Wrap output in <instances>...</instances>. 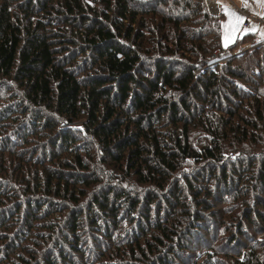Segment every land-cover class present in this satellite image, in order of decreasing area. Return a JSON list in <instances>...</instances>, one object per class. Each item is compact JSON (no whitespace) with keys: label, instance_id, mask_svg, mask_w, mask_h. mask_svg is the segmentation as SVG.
<instances>
[{"label":"trees","instance_id":"trees-1","mask_svg":"<svg viewBox=\"0 0 264 264\" xmlns=\"http://www.w3.org/2000/svg\"><path fill=\"white\" fill-rule=\"evenodd\" d=\"M220 17L201 0H0V155L33 150L22 197L0 203V238L16 229L0 264H69L84 218L97 250L75 264H264L241 242L264 227V39L224 49ZM224 203L238 221L216 244ZM57 212L56 252L26 260Z\"/></svg>","mask_w":264,"mask_h":264},{"label":"rangeland","instance_id":"rangeland-1","mask_svg":"<svg viewBox=\"0 0 264 264\" xmlns=\"http://www.w3.org/2000/svg\"><path fill=\"white\" fill-rule=\"evenodd\" d=\"M217 5H219V7H220V13H218L217 15L222 14V17L219 18L222 20V26L220 27L221 28L220 47H222L224 49L230 47V45L233 43V41H235L238 38H241L242 36H244L247 33H256V37L258 38V40L264 39V23H260V25H262V26L258 25L256 22H254V17L252 16V14H253L254 16H256V18H260V19L264 17V8H261L260 4L258 6V12L256 14H254L251 11L252 14H250L248 16L249 17L248 22H249L250 26H248L247 28L243 27L244 22L246 20L244 18L243 23L240 24L239 29L236 31H233L232 27L230 26V24H235V21L230 17L229 13L226 12L225 9H231V10H234L237 14H240V10L243 7L242 0H218ZM212 16H214V15H212ZM253 25L255 26L254 30L252 29ZM245 29H249V30L247 32H245ZM257 38H255V39L257 40ZM241 46L243 48L249 47L248 45L246 46L245 44L244 45L242 44ZM220 58L221 57L219 56L217 58V60ZM208 60H209V57H208ZM3 96H4L3 92H0V99L2 100V103L6 104L5 101L7 98L4 99ZM2 103L0 102V106L3 105ZM222 105L226 106L229 104L222 103ZM14 107L15 106H12L11 108H14ZM6 129H7V125L0 126V137L3 136V133L6 132ZM45 135H46V132H44L43 135H41V136H45ZM45 144H47L46 141H45ZM1 145H2V142L0 139V146ZM15 145H16L15 146L16 148L13 149L15 152L18 151L19 148H22V149L25 148L24 151L23 150L20 151L21 152V153L19 152L20 154H18V153H16V154L7 153V154H1L0 155V177H1L0 179H2V181H3L2 182L3 188H6V192L3 194L2 197H0V203H2V206L10 205L7 202V201H9L8 199H10V198L12 199L13 197H15L17 195L19 197H22V195L20 196V194L25 192L26 185L23 186L22 183H23V181H27V180L25 179L24 175L18 176V174H20V171H22L21 160L24 159L27 152H31L33 150L31 148H28L27 146L19 147L20 146L19 144H15ZM45 153H46V151L43 153V155H45ZM231 153L229 152L227 154L230 155ZM234 154H236V153H234ZM201 168H202V166L198 167L197 171H195L194 167L184 168V170H185L184 172H187L188 175H191V173H192V174L201 176L202 175ZM204 171L207 174L208 169H206ZM40 173L41 172H39V174L36 175L37 178L39 177ZM89 200H90L89 197H87L85 199V201L79 200V203L76 205V207L80 206V209L86 208L87 205H89V203H88V202H90ZM85 202H87V203H85ZM209 204H210V207L212 208L216 204V201H211ZM229 205H231V207H233L235 209L237 208V205L235 206L234 203L230 202ZM68 208H69V206H68ZM213 208H215L214 210H216L219 208V206L216 205ZM220 208L221 209L223 208V209H222V211L219 212L218 219H216V221H214V223L216 222L215 224H216L217 230L211 229L212 234H216V241H215L216 244L222 243L220 239H223L227 236L226 233L223 231V227H227V226L233 227L234 223L236 224V222L238 221V218L236 220L233 218L234 221H232L233 219L228 218L227 215H224V212L227 209L226 203L222 204V206L220 205ZM74 210H77V209L75 208ZM71 211L73 212V210H71ZM69 212L70 211L68 210L67 214ZM65 214L61 217L59 212L54 213L50 218L46 219L47 221L43 220V217L40 216V218L37 221L38 223L34 226L36 234L35 233L32 234L31 231L29 233H27V234H30L31 236L36 237V239L38 240L37 247H39V248H34L32 245V241H30V239L26 242L25 241L27 239L26 236H24V239L22 240L25 243L23 245L21 244V246H25L28 250H30L28 253L26 251L22 253L26 260L30 261V260H32L31 258H33L35 256V260L41 262V259H42L43 254H44L43 249L42 250L40 249L41 246L47 245L49 247L52 245V248L54 249L53 253L56 252V249H55L56 244L55 243L60 242V239L57 240V236H59L57 231L59 229L64 230L65 228H62L61 226H63L64 224H67V220H66L67 215H65ZM50 219H51V221H49ZM86 221H87V219H85V218L82 219L80 224L77 225L78 226V229L76 230L77 233H74L73 236L65 233L66 231H64L65 236L67 237L66 241H68L69 243H74L75 240H80V244H79L80 249H78V250L81 252V255L78 257H76V255L73 256L70 253V251L72 249L68 248L67 246H60V248H59L60 251L65 252L64 258L68 260L69 264H75V262H74L75 258L84 259L87 256H91L93 254V251L97 250L96 245H95V247L93 246V242H97V233L95 231H93L96 234H90V232L92 230L90 228H87ZM50 222L53 223V225L50 224L51 226H53L51 229L52 237L44 234L46 232V230H44V231L41 230L44 228V226H46ZM259 227H261V228L258 229V231L254 232V233L252 231L251 232L249 231L250 234H248V236H247L248 238L245 241L241 238V242L243 244V247L249 248V246L251 245L250 244L251 239L253 238V240H254L253 242L256 243L258 246L257 251L261 255H264V227L262 225H260ZM17 229H18V227H17ZM14 230H16V229L11 227V229L8 230V234H4V235L1 234L2 237L0 238V240L7 241V239L10 238L9 239V241H10L11 239H13V236H11V235H12V232ZM37 233H39L40 235ZM18 236H22V234L20 233V234H18ZM42 237L44 238L43 241L41 239ZM49 237H51L50 240H49ZM52 238H53V240H52ZM79 245H75V246H79ZM17 246H18V244H17ZM46 255L48 257L49 254H46ZM56 255L57 254H55V256L53 255V257H52L54 260V263H56V260H55ZM84 262L87 263L88 261H84ZM89 264H91V263H89Z\"/></svg>","mask_w":264,"mask_h":264},{"label":"built area","instance_id":"built-area-1","mask_svg":"<svg viewBox=\"0 0 264 264\" xmlns=\"http://www.w3.org/2000/svg\"><path fill=\"white\" fill-rule=\"evenodd\" d=\"M204 5L208 8V11L210 12L211 15H214V17L220 13V7L219 5H217V1L218 0H201ZM248 14H244V18L246 19L244 22V28H247L248 26H250L249 22H248ZM264 23V20L261 22ZM224 55V51L223 50H218L215 53H213L211 56H209V60L210 61H216V59L220 56ZM201 73V71H199Z\"/></svg>","mask_w":264,"mask_h":264},{"label":"crops","instance_id":"crops-1","mask_svg":"<svg viewBox=\"0 0 264 264\" xmlns=\"http://www.w3.org/2000/svg\"><path fill=\"white\" fill-rule=\"evenodd\" d=\"M262 0H247V6H245L243 3V7L240 10V14L244 17V14H252L251 11L256 14L258 12V6L259 4H261ZM252 16L254 17V22H256L258 25H260V23L264 20L263 18H256V16H254L252 14ZM262 26V25H260Z\"/></svg>","mask_w":264,"mask_h":264},{"label":"snow or ice","instance_id":"snow-or-ice-1","mask_svg":"<svg viewBox=\"0 0 264 264\" xmlns=\"http://www.w3.org/2000/svg\"><path fill=\"white\" fill-rule=\"evenodd\" d=\"M242 3L247 6V0H242ZM261 8H264V0H262L261 4H260ZM226 12L229 13L230 17L235 21V24H230V26L232 27L233 31H236L239 29L240 24L243 23L244 21V17L240 14H237L234 10L231 9H225ZM252 29H255V26H252ZM249 29H245V32H247Z\"/></svg>","mask_w":264,"mask_h":264}]
</instances>
